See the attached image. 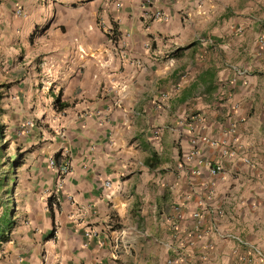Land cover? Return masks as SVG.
I'll use <instances>...</instances> for the list:
<instances>
[{"label": "crops", "instance_id": "1", "mask_svg": "<svg viewBox=\"0 0 264 264\" xmlns=\"http://www.w3.org/2000/svg\"><path fill=\"white\" fill-rule=\"evenodd\" d=\"M33 2L0 264H264L226 236L264 251V0Z\"/></svg>", "mask_w": 264, "mask_h": 264}, {"label": "rangeland", "instance_id": "2", "mask_svg": "<svg viewBox=\"0 0 264 264\" xmlns=\"http://www.w3.org/2000/svg\"><path fill=\"white\" fill-rule=\"evenodd\" d=\"M33 3V0H0V124L4 126L2 129V138L0 139L4 157L0 162H7L8 153L13 151V132L10 128L13 119L11 118V114L8 113V105L6 106L5 104H8L7 101L13 99V95L18 96V94L12 89L11 93L8 92V88L12 85L9 75L12 71L16 70V67L13 68L12 66L20 60L26 61L25 58L28 55V53L26 54L24 52L20 54L19 50H17V47L22 44V40L18 39L19 33L17 34V32L21 27H19L20 25H16L18 20L14 16V10L19 5L25 9L28 15ZM3 163L0 164V167L3 166ZM5 169L6 167L4 166L1 168V171Z\"/></svg>", "mask_w": 264, "mask_h": 264}, {"label": "built area", "instance_id": "3", "mask_svg": "<svg viewBox=\"0 0 264 264\" xmlns=\"http://www.w3.org/2000/svg\"><path fill=\"white\" fill-rule=\"evenodd\" d=\"M118 5V4H117ZM15 14L18 15V16H21V17H26V12L18 7L14 10ZM164 16V13L161 12V11H157L155 14H154V17L158 18V17H163ZM110 35L113 36V32L112 31H109ZM258 42H259V45H260V48L264 51V36L261 35L258 39ZM27 124H31V121L27 122ZM200 141L204 142V143H210L212 145H217V142L209 137H202L200 139ZM192 144L196 145L197 142H198V138H193L191 140ZM223 151L225 152L226 149H223ZM199 155V150L197 148L191 150V152L188 154V158H191L193 156H197ZM245 162L246 163H250L249 159H245ZM49 164L51 167H55L57 166L56 164V161L51 158L49 159ZM68 165L67 164H62L60 166H58V169L59 171L62 173V174H65L67 171H68ZM210 173L212 175H216L217 173L221 172L222 171V165L221 164H217L215 167H210ZM105 185L107 186H110V182L109 181H106L105 182ZM177 216L178 217H181L182 214L177 210ZM193 217L199 219L200 218V214L199 212H195L193 214ZM133 229L130 228V227H124V228H121L120 229V233H121V237L118 238V242L115 243V247L116 249L121 247L123 249H128L130 247V242L128 240H124L123 238H126L127 235H129L130 233H132ZM228 238H230L231 240L235 241L238 245L240 246H243V247H246L249 251H251L253 253V255H255L256 257H259L261 259L264 260V251H262L257 245L249 242L248 240L242 238L241 236L237 235V234H234V233H230V234H227L226 235ZM121 239V240H119ZM242 260H245V261H250V259L248 257H242Z\"/></svg>", "mask_w": 264, "mask_h": 264}, {"label": "trees", "instance_id": "4", "mask_svg": "<svg viewBox=\"0 0 264 264\" xmlns=\"http://www.w3.org/2000/svg\"><path fill=\"white\" fill-rule=\"evenodd\" d=\"M60 92L59 94L55 97L54 99V106H56L57 109H63L65 107L68 106V104L66 102H63L61 101V96H60ZM3 125L0 124V139L2 138V129H3ZM2 145L0 144V157L2 155ZM5 181H6V178L3 177L1 180H0V186H2L3 184H5ZM1 224V223H0ZM8 223H6L5 225H7ZM3 225H0V244L3 242V241H6L8 238L6 236H4L3 234Z\"/></svg>", "mask_w": 264, "mask_h": 264}]
</instances>
